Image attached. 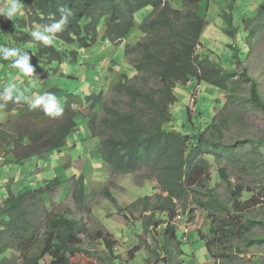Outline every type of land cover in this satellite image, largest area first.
Returning a JSON list of instances; mask_svg holds the SVG:
<instances>
[{"label": "rangeland", "instance_id": "obj_1", "mask_svg": "<svg viewBox=\"0 0 264 264\" xmlns=\"http://www.w3.org/2000/svg\"><path fill=\"white\" fill-rule=\"evenodd\" d=\"M171 3L175 9H183L182 0H171ZM7 4L8 0L0 1V8ZM262 5L264 0H204L200 3L199 13L205 17L207 25L195 49V56L209 58L234 75L226 80L224 88L197 82L196 79L178 84L174 89L177 102L171 106L172 122L166 129L194 136L206 131L217 120L216 125L223 136L221 141L234 147V161L210 155L199 158L205 162L203 181L190 190L193 192L191 197L187 193L172 209L175 212L173 219L169 218L170 214L155 209L160 204L156 195L167 196V193L162 192L155 178L146 177V171L111 176L109 165L102 157L99 163L91 160L89 150L80 145L76 149L64 148L63 153L56 151L48 160L34 156L46 147L49 141L47 133L49 135L69 108L77 113V128L71 138L81 141V145L90 146L89 137L83 141L90 132V112L95 111L99 115L102 103L114 99L113 86L120 78L135 74L129 63L131 60L125 57V42L128 40L119 45L106 42L100 47L97 44V53L94 48L92 51L89 48L80 52L77 61L65 60L50 67L40 65L41 69L34 71L32 77L11 67L19 56L3 60V52H0V126L14 138V146L0 152V158H4L0 163H5L0 166H5L0 170V181L11 173L9 168L14 167L12 165L21 166L30 160H33L34 168H44L51 163L54 173L53 178L41 182L36 177L48 179V176L44 173L36 176L33 172L28 178L22 174L17 181L8 179L9 183L3 182L0 198L7 196L0 200V207L10 194L19 195L59 179L60 183L53 186L45 202L54 212L66 210L68 218L81 222L85 232L78 237L83 248L93 255L92 264H264V247L258 244L247 247L244 240L264 238V113L252 102L251 83L247 81L248 78L257 81L260 99L264 103V14L258 18ZM151 10L149 7L136 15V27L130 43L135 44L142 36L138 25ZM228 16L232 17L233 27L237 28L235 37L226 33ZM20 19L26 20L24 8L23 15L13 19L0 16V45L17 48L23 54L36 45L30 46L26 40L20 42V32L30 33L36 26L27 25V28L19 29L17 20ZM247 20H252V23L245 26ZM9 83H15L29 97L54 94L63 114L50 118L40 106L27 112L22 104H11L12 109L6 111L3 104L7 99H4L2 91ZM91 95L100 97L96 107L93 106L95 99L93 104L87 101L86 96ZM26 103L30 107L29 102ZM215 135L219 137L220 133L217 131ZM8 140L11 141L10 138ZM96 140L100 147V141ZM16 141L20 143L16 144ZM255 141L259 143L254 144ZM29 156L33 158L28 159ZM248 159L254 160L255 164L246 165ZM222 169H226L229 183L220 178ZM82 176L85 180L84 198L80 199V191L76 188L80 187ZM21 180L23 184L17 189L14 182ZM5 185H12L19 192H7L10 186L6 188ZM236 186L246 189L238 199L235 197ZM210 194L221 205L208 211L197 201L208 200ZM147 196L150 200L145 202L143 198ZM251 196L252 205L256 206L250 208L242 202ZM49 224L47 221L39 228L40 235L46 233ZM168 227L175 228L176 237L167 243L165 231ZM106 241L113 242L112 249H108ZM206 244L212 247L214 258ZM50 261L51 258L46 257L43 263L49 264ZM73 261L90 264L91 260L77 257Z\"/></svg>", "mask_w": 264, "mask_h": 264}, {"label": "trees", "instance_id": "obj_2", "mask_svg": "<svg viewBox=\"0 0 264 264\" xmlns=\"http://www.w3.org/2000/svg\"><path fill=\"white\" fill-rule=\"evenodd\" d=\"M182 1L183 9L180 10L172 6L171 0H21L26 10V20H17L19 29H25L27 25L43 28L57 22L62 16L67 17V25L63 31L54 34L56 37L51 46L34 42L30 33L20 32V42L26 40V44L36 45L27 52L29 65L35 72L41 69L40 65L50 67L65 60L77 61L80 52L97 44L100 47L106 42L119 45L128 40L125 42V57L131 60L129 63L135 74L120 78L113 86L114 99L102 103L99 115L95 111L90 112L89 129L92 138L100 141L98 152L109 165L111 176L146 171L147 178L156 179L167 196L156 195L160 204L155 209L170 214V219L174 218L172 209L176 208L177 203L182 202L187 193L191 197L193 192L190 190L203 181L205 162L199 158L210 155L212 158L234 161V147L221 141L223 136L216 125L217 120L206 131L194 136L166 129L172 122L171 106L177 102L174 89L178 84H187L196 79L197 82L224 88L226 80L234 75L209 58L195 56V49L207 25L205 17L199 13L200 3L204 0ZM62 7L65 8L63 12L60 11ZM149 7L151 13L138 25L142 36L132 44L129 40L136 27V15ZM263 14L264 5L258 11V18ZM227 20L226 33L235 37L237 28L232 25V17L228 16ZM251 23L252 20H247L245 26ZM101 31L103 36L99 40ZM247 81L251 83L252 102L264 113L257 81L252 78ZM86 98L90 104L95 99V103H92L95 107L100 101V97L95 95ZM11 104L25 105V111H30L28 103L24 99L17 101L16 96L5 100L3 105L6 111L12 109ZM76 119L77 113L69 108L49 135L47 133L49 141L37 155L49 156L63 150L67 139L77 128ZM217 131L219 137L215 135ZM12 146L14 138L0 126V152ZM245 163L248 166L255 164L250 159ZM219 175L229 183L226 169H222ZM59 183V179H54L44 187L19 195L10 194L4 201L0 207V264H44L46 257L51 258L49 264H76L73 259L77 257H88L92 264L93 255L83 248V242L78 237L85 232L81 222L68 218L66 210L54 212L45 202L53 186ZM79 183L80 187L76 189L80 191L81 199L84 198L83 176ZM235 188L238 199L246 189L244 186ZM78 191L74 190L75 193ZM211 195L208 200L197 201L199 206L208 211L218 209L221 203ZM109 197L115 202L111 194ZM143 199L147 202L150 197ZM251 201L252 196L242 203L250 208L256 206ZM184 210L187 208L184 207ZM47 221L51 224L42 236L39 228ZM165 235L167 243L175 240V228L168 227ZM244 240L247 247L257 244L264 247V238ZM113 245L112 241H106L108 249H112ZM206 247L214 258L212 247L208 244Z\"/></svg>", "mask_w": 264, "mask_h": 264}, {"label": "clouds", "instance_id": "obj_3", "mask_svg": "<svg viewBox=\"0 0 264 264\" xmlns=\"http://www.w3.org/2000/svg\"><path fill=\"white\" fill-rule=\"evenodd\" d=\"M64 10V7L60 9L61 12ZM17 15H23V4L21 0H8L7 6L5 8H0V16H4L7 19H13ZM67 23V17L62 16L57 22L52 23L50 26H45L43 28L39 25L36 26L30 32V36L34 42H40L46 47L51 46L56 37L54 34L63 31ZM0 52H3V60L19 56V59L13 60L11 67L17 69L27 77L33 76L34 68L29 65L30 57L27 52L21 54L20 50L17 48H9L2 45H0ZM2 93L4 99H11L12 96L15 95L17 101L21 99L28 101L30 104L29 110H33L42 105L43 112L50 118H58L63 114V108L60 106L59 100L52 93L34 94L31 97L25 96L24 92L18 89L15 83L7 84L3 88ZM62 151L63 150L58 153H61ZM1 160H4V158H0V161Z\"/></svg>", "mask_w": 264, "mask_h": 264}, {"label": "crops", "instance_id": "obj_4", "mask_svg": "<svg viewBox=\"0 0 264 264\" xmlns=\"http://www.w3.org/2000/svg\"><path fill=\"white\" fill-rule=\"evenodd\" d=\"M106 44V43H105ZM95 50H96V52L95 53H97L98 52V50H99V48L98 47H93ZM88 50V49H87ZM93 49H91L90 48V51H92ZM85 51V50H84ZM114 60V59H113ZM76 102V101H75ZM74 102V103H75ZM81 103V102H80ZM82 105H85V104H83V103H81ZM88 137H89V139H90V146L88 147V146H86V144L85 145H81L80 144V142L81 141H78V140H76V139H72L71 138V136L67 139V141H66V146H65V148H67V149H71V148H77L79 145L81 146V147H83V148H87L88 150H89V152H90V158H91V160H98V163L100 162V159H101V156L99 155V145H98V142H97V140L95 139V138H92V136H91V133L90 132H88V136L85 138V139H83V141H87V139H88ZM95 139V140H94ZM93 145H95V147H94V150H93ZM71 146H73V147H71ZM61 153H63V151L61 152ZM52 155V154H51ZM51 155H49V156H46V155H40V156H43L44 158H46L45 160H48V158L51 156ZM34 156H36V157H40V156H38V155H34ZM9 157V156H8ZM30 157H32V156H30ZM43 157H40V159H42ZM33 158V157H32ZM28 159H30V158H28ZM9 161L11 160V159H8ZM72 160V159H71ZM32 161L33 160H30V161H28V162H26L24 165H12V166H14V167H12V168H9V170H11V173L9 174V175H6V177H4V178H1V181H0V189L1 188H3V186H4V184H2L3 182H5V183H9V180L8 179H15L16 181H17V179L23 174V176L25 177V178H28L29 176H32V175H29L31 172H33V173H35L36 174V176L38 175H41L42 173H44V175H47L48 177V179H42V178H39V177H36L37 179H39V182H41V181H45V180H49V179H51V178H53V176H54V173H53V170H52V165H51V163H47L46 164V166L44 167V168H40V167H38L37 166V168H34L33 167V165L31 164L32 163ZM2 164H5L4 162H1L0 163V166L2 165ZM7 164V163H6ZM5 166H3V167H0V170L2 169V168H4ZM93 167V166H92ZM94 168V167H93ZM47 170V171H46ZM46 172H49L48 174H45ZM93 172V171H92ZM14 173H15V175H14ZM41 180V181H40ZM14 182V183H16V185H17V189H18V185H21V184H23V180H21V181H18V182ZM10 185H5V187L6 188H8ZM12 190H14V191H17L16 189H14V187L11 185L8 189H7V192L9 191V192H11ZM19 192V190L17 191V193ZM19 194V193H18ZM6 196H7V194H5L2 198H6ZM2 198H0V200H2Z\"/></svg>", "mask_w": 264, "mask_h": 264}]
</instances>
